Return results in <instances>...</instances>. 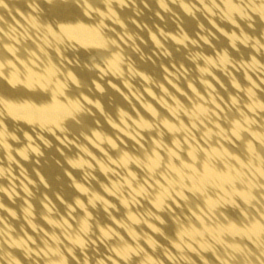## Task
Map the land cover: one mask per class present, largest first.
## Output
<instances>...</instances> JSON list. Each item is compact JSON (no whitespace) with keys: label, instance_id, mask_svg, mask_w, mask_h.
I'll return each mask as SVG.
<instances>
[{"label":"bare ground","instance_id":"obj_1","mask_svg":"<svg viewBox=\"0 0 264 264\" xmlns=\"http://www.w3.org/2000/svg\"><path fill=\"white\" fill-rule=\"evenodd\" d=\"M0 264H264V0H0Z\"/></svg>","mask_w":264,"mask_h":264}]
</instances>
